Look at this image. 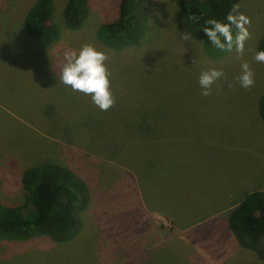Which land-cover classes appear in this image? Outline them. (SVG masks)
<instances>
[{
  "label": "rangeland",
  "instance_id": "374dc122",
  "mask_svg": "<svg viewBox=\"0 0 264 264\" xmlns=\"http://www.w3.org/2000/svg\"><path fill=\"white\" fill-rule=\"evenodd\" d=\"M183 1L143 0L145 38L116 52L97 31L117 18L119 0H90L76 31L62 24L66 0H55L61 36L48 47L31 40L24 27L34 0H0V192L9 203H23L22 169L54 163L79 176L90 194L73 241L1 242L0 264H264L237 244L226 214L244 193L264 191V125L256 109L264 65L254 60L264 37V0L238 2L251 19V39L242 56L234 48L218 61L193 38L182 39ZM85 44L109 56L111 88L120 99L108 111L60 80L64 52ZM243 61L255 73L251 89L236 80ZM210 68L223 69L227 78L217 81L219 90L215 85L221 101L210 103L214 119L193 124L190 101L196 100L186 96L201 94L200 73ZM166 75L181 91L165 88ZM151 81L168 95L151 94ZM158 102L166 109L164 130H149L146 115H163ZM162 136L164 142L149 144ZM172 161L175 167H168Z\"/></svg>",
  "mask_w": 264,
  "mask_h": 264
},
{
  "label": "trees",
  "instance_id": "16d2710c",
  "mask_svg": "<svg viewBox=\"0 0 264 264\" xmlns=\"http://www.w3.org/2000/svg\"><path fill=\"white\" fill-rule=\"evenodd\" d=\"M142 1L119 0L117 18L102 24L97 31V38L104 46L119 52L142 43L147 33V24L141 14ZM239 1L185 0L180 4L178 18L183 32L201 44L211 60L218 61L228 57L235 47L231 52L215 48L203 31V28L209 27L206 21L214 18L227 23V15L233 4H238ZM89 10L90 0H66L61 13L63 26L71 31L79 30L87 19ZM193 14L200 17L198 22L194 23L189 19ZM24 27L29 38L41 47H48L56 42L61 36V27L55 22V0H34L26 14ZM236 31L233 27L234 38ZM259 51H264V37L258 42L257 52ZM165 79L169 80L165 88L170 86L181 91L180 86L170 82V75H166ZM196 84L193 83L194 86ZM150 86L151 94L154 90L155 96L161 93L168 95V91L165 88L163 90V86L158 82L151 81ZM159 88L163 92H160ZM187 90L192 88L188 87ZM186 97L196 100V105L193 100L190 101L195 106V113L192 114L194 118H190L194 121L193 124L202 120L201 118L214 119L216 111L212 112L210 103L221 101L216 98L215 84L210 96L205 97L201 94L196 96L191 92ZM115 98L120 99L116 95ZM226 103L222 105L226 106ZM151 107L156 108V105ZM158 109H162L163 115L155 113V116L146 115L150 120L144 119L147 123L145 125L151 126L149 130H164L166 109L163 103L158 102ZM256 109L264 125V91L256 101ZM94 120L98 122L96 117ZM159 141L164 142L165 138L163 136L155 138L149 144L156 146ZM98 146L102 147V144L98 143ZM188 158L190 159L186 162L194 163V157ZM180 163V160L175 161L177 165ZM172 164L173 161L170 164L166 163L168 167ZM153 180L150 178L147 183L154 185L156 189ZM195 181L198 185L197 177ZM19 187L24 197L21 204L7 202L0 192V243L48 238L55 243L67 244L75 239L82 228L81 212L90 202L87 185L79 176L65 166L40 163L22 169ZM226 214L229 230L236 238L237 244L264 262V191L254 189L244 193L236 203L228 207Z\"/></svg>",
  "mask_w": 264,
  "mask_h": 264
},
{
  "label": "clouds",
  "instance_id": "9594fccd",
  "mask_svg": "<svg viewBox=\"0 0 264 264\" xmlns=\"http://www.w3.org/2000/svg\"><path fill=\"white\" fill-rule=\"evenodd\" d=\"M239 9L240 4H233L226 17L227 23L209 18L206 21L209 27L203 28V31L215 48L231 52L233 47H235L238 56H242L245 41L251 39L249 31L251 19L240 12ZM189 19L195 23L199 21L200 17L193 14L189 16ZM233 27L237 30L235 38L233 36ZM189 38L190 35L187 33L182 36L184 40ZM108 60V54L103 50H98L92 44L83 45L78 52L71 49L67 50L64 52V63L60 80L63 84L70 86L73 91L91 96L92 102L101 111H108L116 103V98L111 88V71L107 65ZM254 60L258 63H264V51L257 52ZM196 63L197 60L194 58V65ZM222 78L227 79L223 69L210 68L202 71L198 80L202 89L201 95L205 97L212 95L214 84L219 90L222 85L217 84V81ZM236 80L244 89H251L254 86L255 73L247 61L241 63V74L236 77ZM227 86L232 88V82L227 81Z\"/></svg>",
  "mask_w": 264,
  "mask_h": 264
}]
</instances>
